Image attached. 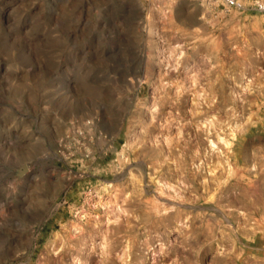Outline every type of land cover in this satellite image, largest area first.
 <instances>
[{"label": "rangeland", "instance_id": "obj_1", "mask_svg": "<svg viewBox=\"0 0 264 264\" xmlns=\"http://www.w3.org/2000/svg\"><path fill=\"white\" fill-rule=\"evenodd\" d=\"M237 2L0 0V264H264V0Z\"/></svg>", "mask_w": 264, "mask_h": 264}, {"label": "built area", "instance_id": "obj_2", "mask_svg": "<svg viewBox=\"0 0 264 264\" xmlns=\"http://www.w3.org/2000/svg\"><path fill=\"white\" fill-rule=\"evenodd\" d=\"M218 2L224 7V9L227 11L229 9H240L241 5L237 2V0H218ZM256 10L259 12H264V4H261L260 2L256 3Z\"/></svg>", "mask_w": 264, "mask_h": 264}]
</instances>
